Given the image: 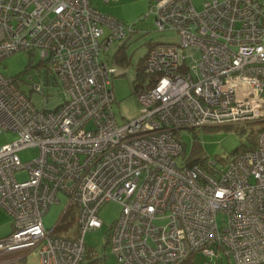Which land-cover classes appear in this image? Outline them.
<instances>
[{
    "label": "built area",
    "instance_id": "2783aa9c",
    "mask_svg": "<svg viewBox=\"0 0 264 264\" xmlns=\"http://www.w3.org/2000/svg\"><path fill=\"white\" fill-rule=\"evenodd\" d=\"M148 13L179 40L149 45L135 86L139 113L118 124L116 54L108 52L136 24L103 16L90 0H0V61L36 53L66 94L53 109L36 108L30 93L45 103L48 79L27 93L0 71V133L16 136L0 145V207L12 218L0 264L33 250L38 264H83L85 234L101 227L107 201L121 207L107 234L119 264H179L198 251L264 264V0H203L200 8L151 0ZM254 123L253 148L225 163L187 164L180 130ZM29 147L38 156L23 164L18 153ZM59 194L63 215L46 228ZM68 210L74 224L61 227Z\"/></svg>",
    "mask_w": 264,
    "mask_h": 264
},
{
    "label": "rangeland",
    "instance_id": "374dc122",
    "mask_svg": "<svg viewBox=\"0 0 264 264\" xmlns=\"http://www.w3.org/2000/svg\"><path fill=\"white\" fill-rule=\"evenodd\" d=\"M91 5L103 16L122 22L125 25L136 24L134 32L130 34L119 49L118 42L110 47L109 56L119 54L123 56L122 62L115 61L116 73L112 78L111 88L115 97L114 110L118 124L125 120L136 117L140 106L136 101V93L133 90V82L143 79L138 78V68L144 59L148 47L151 43H177L178 34L174 30L159 31L154 25V18L149 14L151 0H116L105 3L103 0H90ZM203 0H193L196 8L201 7ZM107 34L108 29H104ZM119 49V50H117ZM198 57V53L195 54ZM101 59H106V54H101ZM191 63V61H188ZM46 66L40 63L38 54L29 57L24 51L14 52L0 61V71L7 77H18L21 80L22 89L29 93L30 87L35 83L46 82L47 89L44 87L48 96L40 95L32 91L30 93L32 102L36 108L53 109L65 98L66 94L61 89L60 82L56 75L46 71ZM55 77L56 83L52 82ZM54 79V78H53ZM138 82V81H137ZM54 85V86H52ZM264 98V94H262ZM260 123L246 125H221L204 126L194 129H182L178 135L183 144L185 157H211L225 163L231 159L236 151H240L249 146L256 137V132ZM12 132L0 133V145L11 142L15 139ZM37 147H29L19 151V158L23 164L31 162L38 156ZM18 180L23 178L20 174ZM59 203L52 204L43 216L46 228H51L60 220L66 206L67 199L63 194L58 195ZM120 205L113 201L104 203L98 213L102 221L100 228L85 234V242L93 252V256L102 258V264H119L116 257L111 253L107 244L108 231L113 222L120 214ZM220 217V215H218ZM63 220V219H62ZM12 231L11 216L0 207V239L8 236ZM12 264H38L36 250L28 252L23 258ZM192 264H234L223 252L219 253L217 259L208 258L202 252L194 254Z\"/></svg>",
    "mask_w": 264,
    "mask_h": 264
},
{
    "label": "trees",
    "instance_id": "16d2710c",
    "mask_svg": "<svg viewBox=\"0 0 264 264\" xmlns=\"http://www.w3.org/2000/svg\"><path fill=\"white\" fill-rule=\"evenodd\" d=\"M122 46L119 47V49H121ZM118 49V50H119ZM123 56L122 55H119V54H116V60L117 62H122L123 61ZM145 59V57H144ZM144 59L142 60V62H140L139 64V68H138V78H140L141 74V69L143 67V64H144ZM142 78V76H141ZM138 81V80H137ZM137 81H134L133 82V90L135 92V86L137 84ZM254 144H255V139L252 140L251 144L249 146H247L246 148L242 149V150H247V149H251L254 147ZM241 151V150H240ZM238 151H236L237 153ZM207 158V157H198V158H191V157H187L188 161H187V164L188 165H192V164H195V163H199V162H203V160ZM62 222H61V227L64 226H67V225H73L74 224V214L72 212V210H68L63 218H62ZM107 244H108V241H107ZM194 258V255H190L189 257L185 258L183 261H181L179 264H192V260ZM83 264H102V258L98 257V256H93V252L90 248H88L87 246V250L85 252V255H84V258H83Z\"/></svg>",
    "mask_w": 264,
    "mask_h": 264
},
{
    "label": "crops",
    "instance_id": "0c3cea01",
    "mask_svg": "<svg viewBox=\"0 0 264 264\" xmlns=\"http://www.w3.org/2000/svg\"><path fill=\"white\" fill-rule=\"evenodd\" d=\"M118 50V49H117ZM116 60V59H115Z\"/></svg>",
    "mask_w": 264,
    "mask_h": 264
},
{
    "label": "water",
    "instance_id": "95a60500",
    "mask_svg": "<svg viewBox=\"0 0 264 264\" xmlns=\"http://www.w3.org/2000/svg\"><path fill=\"white\" fill-rule=\"evenodd\" d=\"M63 215V214H62ZM62 217V216H61Z\"/></svg>",
    "mask_w": 264,
    "mask_h": 264
}]
</instances>
